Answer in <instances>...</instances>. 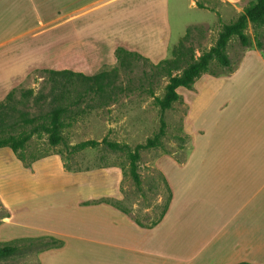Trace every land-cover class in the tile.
I'll return each instance as SVG.
<instances>
[{"label": "rangeland", "instance_id": "obj_1", "mask_svg": "<svg viewBox=\"0 0 264 264\" xmlns=\"http://www.w3.org/2000/svg\"><path fill=\"white\" fill-rule=\"evenodd\" d=\"M17 1L0 0V3L15 7ZM20 1L23 5L29 4L27 0ZM59 1V5L55 3L54 6V8L58 6V10H63V8L71 10L82 4V0ZM129 1L131 0H125L124 3ZM166 1L167 7L165 4L162 8L157 4L158 0H152L149 6L136 7L138 11L125 12V9L120 16L118 14L115 16V12L108 9L101 19L103 20L101 21L103 31L101 37L106 38L105 43L101 38L102 45L104 44L101 46L100 43L101 49L111 47V43L122 44L121 41L128 35L134 41L137 39L138 43L142 41L143 50L152 51L157 42H152L153 44L150 42L151 30L155 29L154 38L157 41L158 33L162 36L163 23L166 24L168 21L170 33L166 47H158L155 50L157 51L155 54L158 55L156 59L142 56L153 64L170 58L171 50L186 30L191 29L190 44L194 48L195 56L198 57L215 44L221 26L233 22L250 0H243L235 7L224 4L222 0H192L195 8L190 7L187 0ZM197 4L201 5V8ZM62 14V12H57L53 17L56 18ZM143 21L145 25L148 24L149 36L144 33L136 35L137 33L132 32V24L133 26L140 25L141 29ZM6 24L4 22L3 26ZM76 24L77 22L72 29L67 26L56 31L59 34H65L64 38L61 37L64 46L74 45L76 49L73 52L62 50L63 57H60L62 52L58 55L55 52L52 55L44 52L42 62L46 60L56 65L59 59V66L57 65L56 69H38L27 75L14 88L0 89V102H4L6 95L14 90L15 100L11 104L17 111L36 116L50 109L49 100L39 105L33 102V98L22 102L20 92L30 89L34 95L47 93L51 84L47 73L43 70L73 71L70 69H75L78 73L93 76L101 71H109L118 67L115 56L114 59L107 56L108 51L106 50L104 56L94 62L97 58V51L93 46L99 43L93 39L90 30L86 34V25ZM10 25V33L14 34L18 24L16 26L15 21L11 20ZM123 29L127 31L120 33L119 31ZM4 33L6 35L7 32L4 31ZM245 34L249 37L252 47L244 48L236 38H233L226 50L231 60V69L213 68L223 76L217 80L225 81L228 76L232 75L242 64L243 56L247 52L257 51L264 58V27L254 29L248 25ZM31 37L29 34L23 42L19 40L12 42L4 52L5 48H1L0 54H9L14 51L29 52L31 41H33ZM146 37H149V41L143 40ZM256 42L262 43V51L255 47ZM83 44L84 48L81 47ZM3 60L7 59L0 57V63ZM149 62L134 64L132 76H141V71L148 68ZM86 69L89 70L88 73ZM121 76L122 83H126L123 73ZM213 80L216 79L204 75L195 83L192 90L178 89L181 102L173 104L172 108L164 113L166 130L162 139V147L140 153L136 164L140 177L139 187L134 184L129 175V162L124 152L109 150L105 145L86 148L83 151H74L73 148L81 142H101L106 139L133 149L137 144H142L147 138H151L158 131L160 111L153 105V98L145 93L134 92L125 96L121 95L116 103L78 118L65 132V144L63 145L51 147L47 144L45 137H33L27 144L24 164L17 160L9 149H0V244L22 241L14 254L0 259V264H42V261H44L43 264H75L76 259L81 260L83 257H73L67 252L62 256L49 255L41 261L40 255L47 252L43 251L46 244L35 242L30 245L23 241L50 236L41 234L46 231L52 232L54 228L57 229L64 217L72 213L73 207L71 206L74 203L83 205L86 198L90 200L89 202L106 203L123 209L128 218L142 225L156 221L162 214L169 197L170 186L167 179L170 178L174 185L179 178L178 167L172 164H181L189 158L194 147L195 131L198 130L196 127L202 123L206 124L207 130L214 129L216 132L219 125L221 127L226 123V120L222 118L225 115V113L222 114L224 109L219 111L218 105L227 98L228 85ZM136 83L134 82L135 85ZM144 84L147 85L145 82ZM165 85V79H158L151 85L156 96L163 95ZM55 239L63 241L59 237ZM254 262L250 264H264V251L256 257Z\"/></svg>", "mask_w": 264, "mask_h": 264}, {"label": "crops", "instance_id": "obj_2", "mask_svg": "<svg viewBox=\"0 0 264 264\" xmlns=\"http://www.w3.org/2000/svg\"><path fill=\"white\" fill-rule=\"evenodd\" d=\"M124 1L82 0V4L71 10L54 8L59 0H27V5L18 0L15 7L0 3V49L5 48L4 52L12 42H23L29 34L34 41H31L29 52L0 54L7 59L0 63V89L14 88L38 69H56L59 59L56 65L46 60L42 62L44 52L47 55L54 52L58 55L62 50L73 52L74 45L64 46L61 39L65 34L56 31L67 26L72 29L76 22V25H86V34L90 30L99 43L93 46L97 51L94 62L104 56L105 50L107 56L114 59V51L119 47L156 59L155 50L166 47L170 33L168 21L163 23L162 36L158 33L157 41L155 29L151 30L150 42H157L152 51L145 49L144 52L142 41L138 43L128 35L122 44L111 43V47L101 49L104 45L101 38L104 43L106 40L101 37V19L108 9L120 16L125 9V12L135 11L136 7L144 8L152 2ZM187 1L190 7H196L192 0ZM242 1L222 0L234 7ZM157 4L167 7L166 0H158ZM57 12L63 14L54 18ZM11 20L18 24L14 34L10 33ZM4 22L9 27L3 26ZM131 29L136 35L149 36L150 29L144 21L141 29L140 25L133 24ZM124 31L127 29L119 32ZM143 40L149 41V37ZM87 49L86 40V55ZM213 81L228 85L229 94L218 105L219 111L224 109L222 118L226 123L219 125L216 132L207 130L206 124L196 127L189 158L181 164H172L178 167L179 178L174 185L170 178L167 179L172 196L161 221L146 229L109 204L73 202L72 213L64 217L59 227L41 234L59 237L64 246L43 252L41 261L49 255L62 256L68 252L73 257L85 259H76L75 264L255 263L256 257L264 251V58L257 51L247 52L240 67L225 81ZM89 201L86 198V202Z\"/></svg>", "mask_w": 264, "mask_h": 264}, {"label": "trees", "instance_id": "obj_3", "mask_svg": "<svg viewBox=\"0 0 264 264\" xmlns=\"http://www.w3.org/2000/svg\"><path fill=\"white\" fill-rule=\"evenodd\" d=\"M201 8V5L197 4ZM254 29L264 27V0L248 1L243 12L231 23L221 26L215 44L209 50L202 52L198 57L190 44L191 29L179 39L171 50L170 58L162 59L156 64L150 63L147 58L137 52H131L124 48H116L114 56L118 67L109 71H101L93 76L72 71L43 70L47 73L51 84L45 94L34 95L32 90L20 92V100L27 102L33 98L35 104H43L49 100L50 109L46 113L30 116L29 113L17 111L11 104L15 100V91L11 90L0 102V149L7 148L22 164L25 162V150L29 141L33 138L45 137L47 144L57 147L65 144V132L72 127L78 118L89 114L91 111L103 109L116 103L123 95L141 92L153 98V105L160 111L159 128L151 138L144 143L137 144L133 149L127 145L110 142L103 139L101 142L85 141L77 144L73 150L83 151L86 148H96L105 145L109 150L124 152L129 162V175L134 184L140 186V177L136 170L137 161L143 151L161 148L162 139L165 136L166 123L164 113L170 110L173 104L181 102L178 89L192 90L195 83L204 75L213 78H222L215 69L230 70L231 60L226 52L230 41L236 38L244 48H251L252 43L245 34L247 26ZM255 47L261 51L262 43L256 42ZM143 62L150 64L141 71V76H132L134 64ZM121 73L126 77V83H122ZM160 79L166 80L163 95L156 96L151 85ZM134 82H137L136 85ZM144 82L147 84L145 85ZM20 101V102H21ZM160 217L148 224L142 225L134 220L138 226L151 229L156 226L165 215L170 200L171 191ZM98 202H85L83 205L96 204ZM122 213L126 211L115 207ZM28 244H46L43 251L60 249L64 242L51 236H42L36 239H28L23 242ZM22 241H11L0 244V259H5L14 254ZM248 264V263H238Z\"/></svg>", "mask_w": 264, "mask_h": 264}]
</instances>
